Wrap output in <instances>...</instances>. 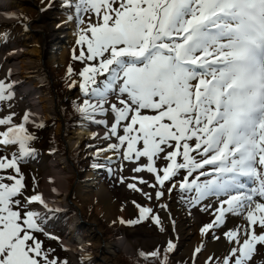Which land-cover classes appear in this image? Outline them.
<instances>
[{
  "label": "snow or ice",
  "instance_id": "snow-or-ice-1",
  "mask_svg": "<svg viewBox=\"0 0 264 264\" xmlns=\"http://www.w3.org/2000/svg\"><path fill=\"white\" fill-rule=\"evenodd\" d=\"M60 4L62 23L76 25L72 58L81 67L67 71L78 77L69 83L81 93L75 109L93 129L91 167L141 197L127 223L148 220L165 231L164 212L175 231V192L189 216H212L201 243L227 246L222 258L206 259L247 264L264 245V0ZM15 101V82L0 77V264H67L41 239L64 250L48 228L61 209L21 174L34 151L27 126L38 118L18 114ZM230 217L244 223L228 227ZM175 249L170 238L163 264ZM203 251L197 245L194 257Z\"/></svg>",
  "mask_w": 264,
  "mask_h": 264
},
{
  "label": "rangeland",
  "instance_id": "rangeland-1",
  "mask_svg": "<svg viewBox=\"0 0 264 264\" xmlns=\"http://www.w3.org/2000/svg\"><path fill=\"white\" fill-rule=\"evenodd\" d=\"M34 3H38V0H33ZM56 0H53V4H55ZM60 4L59 0L57 2ZM36 7V6H35ZM31 12H21L18 16L21 20L23 16L30 17L29 25H33L36 19V8H34ZM60 22V21H59ZM30 31V30H29ZM19 29H16V35L13 39V42H8L6 38L1 41L0 44V52L2 51H10L13 49V45L20 49L30 50L35 46H39L37 43L36 36L37 33H28L27 30H23L20 32ZM34 36V37H33ZM54 45H59V43H54ZM55 46L51 51V55L49 57L43 58L44 64L47 68L56 67L60 69L62 63L60 61L61 55H63V48L58 50H54ZM40 49V48H39ZM67 51V50H66ZM41 55V54H40ZM38 56L33 55L34 63L27 69L29 73L33 71L36 62H38ZM68 56L67 53H64V59ZM57 65V66H56ZM72 66L75 69L76 67L80 68V63L75 61L72 62ZM57 69H54L53 72H57ZM30 76L29 74H27ZM22 76V75H21ZM45 90V89H43ZM46 91V90H45ZM43 91V94L46 95V92ZM50 95V94H49ZM53 98V95H50ZM46 97V96H45ZM53 113L50 111L46 116L45 120L48 119V116H52ZM55 132L59 130V124H55L53 127ZM74 131L67 136L69 139L73 140ZM49 164L46 158H39L38 162L31 163V167H26L23 170L24 175H28L26 177L27 184L31 188L33 184L32 176L35 178V181H38V178L42 175V173L49 171ZM22 171V170H21ZM88 174H91L88 176ZM125 176L130 175V173L125 169ZM71 175V174H70ZM69 175V176H70ZM83 179H79L76 182H71V188L75 192L77 198L80 203L78 207L81 209L82 216L85 217L88 224H92L93 226H89L86 224L85 229L83 230V238L85 239V243H90V252L85 253L84 251L81 253V245L80 246H67V251L61 249L60 245L55 241H49L45 238L42 240L45 241V244L50 248H54L56 250V254L63 261L65 258L67 260V264H89L90 260H94L93 264H125L123 263L121 257L118 254L114 253L111 246L106 245V241L104 240V236L100 237L97 233H103V230L100 226L97 215L94 214V211H90L88 209L86 211V205H93V201L97 203L99 213L102 214V219L109 223L112 221H116L118 215H121V212H124L130 216H136L137 209L134 207L132 201L133 199L140 201L141 197L138 194H133L131 190L126 187L125 183H119L115 178H110L109 175L104 179L103 176L98 173H94L90 170L85 171L83 174ZM102 177V180L100 179ZM71 179V178H70ZM90 181L94 182L96 185L93 186ZM70 182V180H69ZM112 206V212L108 216V220L105 218L107 215H104L106 205ZM171 208V216L175 219V231L172 230V225L170 221L167 219L166 214L161 212L160 215L164 218V228L165 231H161L160 227L151 223L148 220L143 222L135 223L133 225V229H129L126 231V241L133 252L136 249L147 250L149 248L154 247L157 244H164L170 238H173L176 243V256L180 257H189V248L196 242L201 241L202 237L199 233L200 227L207 223V221L212 219V216L209 213H204L199 211L198 209H193L191 216H189L186 211L180 206V204L176 203V194L175 192L172 195V203L170 205ZM238 222L244 223V221L229 218L227 226L233 227ZM111 224V223H110ZM178 229L180 231H178ZM219 231H223L220 229ZM107 239V236H106ZM209 240V241H208ZM205 240V242L201 243V247H203L204 251L202 254L198 256V259L193 261L191 258V264H202L207 262L210 255L214 257H220L225 254L226 244L224 240L219 242H214L210 239ZM104 242V249H101V246ZM209 244L215 245V249H210ZM73 246V247H72ZM66 253V255L64 254ZM247 264H264V245L257 244L255 246L254 253L251 259L247 262Z\"/></svg>",
  "mask_w": 264,
  "mask_h": 264
},
{
  "label": "bare ground",
  "instance_id": "bare-ground-1",
  "mask_svg": "<svg viewBox=\"0 0 264 264\" xmlns=\"http://www.w3.org/2000/svg\"><path fill=\"white\" fill-rule=\"evenodd\" d=\"M54 6L49 8V12L42 14L37 12V14H39L37 16V23L31 25V29L33 27V30L38 32L36 39L39 41L40 49L37 48V46L30 50H19L15 48L11 53L0 54V77H6V74L15 76V111L20 115H22L25 110L30 111L31 114L38 118L37 123L41 118V115H44L47 111L49 112L53 109V100L51 98L43 99L42 95L36 91L34 85L30 83L28 77H21L22 79H19L18 75H27L26 70L33 62V55L36 56L39 53L50 55L48 49L50 43L52 44L53 40L59 41L63 38V31L60 30V26L57 27L54 22L53 11L57 9V6ZM32 8L33 5L28 0H0V20H10L7 16H17L19 11L29 12L32 11ZM62 60L63 57L61 56V61ZM87 127L88 129H83V131H86V135L90 136L91 130L93 129L89 127V124ZM84 136L85 134L80 132L77 133V142ZM68 144L67 147L70 148L73 143L69 141ZM50 167V173H47L43 177V188H40V191L44 194L45 199L50 204L52 201H55L56 203L52 204V206H55L61 204V199L67 194L68 188L66 177L71 173V165L69 164V160L64 158L60 161L52 162ZM53 188L58 190L59 195L52 191ZM61 196L62 198H60ZM111 212L112 206L106 204L105 215L108 217ZM178 231L180 230L178 229ZM116 244L123 251H129V246L126 244V241L119 240ZM192 246L189 248V252L191 251ZM208 247L210 249L216 248V246L212 244H209Z\"/></svg>",
  "mask_w": 264,
  "mask_h": 264
}]
</instances>
